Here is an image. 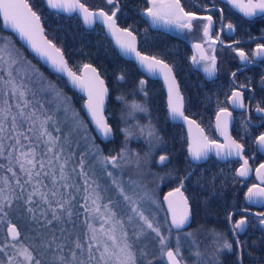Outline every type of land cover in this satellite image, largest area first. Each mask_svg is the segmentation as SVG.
Returning <instances> with one entry per match:
<instances>
[{
  "label": "snow or ice",
  "instance_id": "snow-or-ice-1",
  "mask_svg": "<svg viewBox=\"0 0 264 264\" xmlns=\"http://www.w3.org/2000/svg\"><path fill=\"white\" fill-rule=\"evenodd\" d=\"M106 2L113 5L110 14L103 9L95 12L90 11L83 3H80V0H46L47 6L51 9L66 12L79 11L83 15L85 24H90L96 17L101 18L108 31L116 38L122 52L134 54L142 67L152 74L159 73L163 77L168 89L167 106L171 117L173 119L180 118L189 125L188 152L194 161L206 159L213 148L216 149L217 156H221V150H225L223 158L226 159L235 154L244 160L236 175L247 177L250 168L248 160L244 159L242 155L244 147L232 139L226 131L231 113L222 108L217 114L216 127L224 135L226 144L221 145L214 140L210 141L207 136L203 135V129L184 113L183 97L175 77L172 75V67L157 56L142 55L136 48V37L133 32L117 25V12L120 10L117 0H106ZM227 2L233 7L239 8L245 16L264 14V0H247L246 3L243 0H227ZM148 4L151 6L145 9L144 14L151 18L153 24L162 23L165 26H175L177 29L191 31L193 21H205L201 27L206 38L205 43L209 44L211 52H215L212 45L217 42L223 43L220 41L219 34L213 35L212 33L213 16L211 14L200 16L194 12L185 11L181 0H148ZM205 11L211 12V9L205 8ZM0 17L3 18L5 28H11L16 32L38 57L46 60L55 71L66 73L72 83L87 94L86 108L91 119L96 129L105 138H108L113 131L104 115V101L108 89L96 68L89 64L83 65V75H78L69 68L62 50L45 35L41 16L33 9L29 0H0ZM227 28L230 31L235 30L231 23L227 24ZM0 39L7 41L9 38ZM237 43L239 42L237 41ZM193 47L200 52L199 60L195 56L192 58L193 63L199 64L200 61H205L204 72L209 77L213 76L216 72L215 55L206 54L207 50L201 44H195ZM7 49V44L3 49H0V62L6 65V67H0V73L7 76L5 79L4 75H0V85H2L0 94L5 97L0 103V226H6V235L0 239V254H2L0 264H138V256L133 243L129 241L124 221L118 218L117 212L111 206L112 201L101 204L103 198L97 191L99 185L95 180H89L87 172L84 171L83 159L79 162L81 170L78 176L84 180V195L82 196L84 203L79 207L85 214L86 231L82 234H74L64 227L66 222L74 225L73 216L78 215L74 211L76 205L73 203L76 196L72 192L61 191V189H74L77 194L80 192L81 189L72 182V174L76 172V169L73 168L69 172V158L62 157V147L57 150L60 138L53 136L47 128L48 120L51 117L42 120L35 111L25 112L28 101L24 99L23 84H16L12 72V68L19 60ZM233 51L242 62L249 60V56L244 50L233 49ZM5 55L8 56V59H5ZM253 55L257 58H264V44H257ZM31 67L38 75H43L39 73L38 69H35V66ZM232 75L235 77L236 73L233 72ZM118 79L124 80L125 77L121 75ZM139 84L142 90L145 81L140 80ZM9 94L13 98L18 97L22 102L16 103L15 107L18 111L15 114L12 111L13 106L8 101ZM229 102L235 107L243 108L245 106L243 93L233 91ZM129 107L130 114L146 111L142 104L135 102ZM256 111L264 112V108L258 105ZM24 123L28 124L27 132L32 133L31 136L26 134ZM193 126L198 132L196 137H191ZM57 131H59L58 128ZM141 131L143 132L144 129ZM125 132L127 136V130ZM148 135L153 136L155 133L149 130ZM24 141L29 143H24ZM255 142L264 150V133L257 136ZM41 144H43L42 150H40ZM123 159V150L116 156L104 157L105 171H107L109 163L113 168L120 167L119 161ZM167 159L166 155H161L159 163L163 164ZM256 173L261 185H264V163L260 164ZM108 176H113V173L109 171ZM46 179L50 183H46ZM112 182L119 189L124 201L129 202L131 211L135 214V216L128 217L129 223L136 219L139 221L135 225L137 228L134 233L136 239L148 237L150 233L154 234L151 239L155 240L158 245V253L148 259L147 264H155L156 260L161 261V264H184L179 243L180 230L189 224L191 210L188 199L181 191L183 182L180 187L170 191L164 197L171 216L170 223L166 222L164 226L156 221L155 216L146 215L139 207L138 201L127 195L124 188L115 179ZM245 198L249 202L254 198L264 200V186L253 184L248 188ZM140 199L151 200L152 198L145 193ZM20 201L26 206L23 210L29 214L30 219L38 226L47 229V234L38 229H32L35 235L25 234L23 239L21 238V232L17 225L9 219L12 212L22 210L21 204L18 203ZM233 215L234 213L229 214L227 219L232 223V232L236 235L245 230L248 220L247 217H241L233 221ZM257 215L261 217L259 223L264 225V212L257 213ZM93 220L101 221L99 227L92 222ZM162 227H166V233L162 231ZM57 228L60 232L59 236L56 235ZM173 229L177 230L175 248L170 246ZM183 235L191 236L192 233L185 232ZM216 237L217 252L224 249L232 250L233 244L222 234L217 233ZM24 241H28V243L25 244ZM235 242L237 246L241 243L238 238ZM196 255L199 256V253L197 252ZM140 256L147 257L148 253L141 250Z\"/></svg>",
  "mask_w": 264,
  "mask_h": 264
},
{
  "label": "trees",
  "instance_id": "trees-1",
  "mask_svg": "<svg viewBox=\"0 0 264 264\" xmlns=\"http://www.w3.org/2000/svg\"><path fill=\"white\" fill-rule=\"evenodd\" d=\"M29 3L41 16L47 37L62 50L71 69L76 73H80L83 65H94L105 80L110 91L106 118L113 129L114 135L111 141L102 142L95 135L84 114V98L70 89L62 77L51 73L32 56L12 33L4 31L0 20V38H9L7 41L0 39V49H3L5 44H7V50L12 52L13 56L19 60L12 68V72L16 84H23V90L25 91L24 99L28 101L25 112L30 113L35 111L36 115L42 120L51 117L48 120L47 128L53 136L60 138L57 150H59V147H62V157L69 158L68 171L71 172L73 168L76 169V172L72 174V182L81 189L80 192L77 194L74 189H61V191L72 192L76 196V200L73 203L76 205L74 211L78 215L73 216L74 225L66 222L64 227L74 234H82L86 231L84 225L85 214L83 209L79 207L80 204L84 203L82 199L84 195V180L78 176L81 170L79 167L81 159L84 160V171L87 172L88 178L90 176L88 173L89 169H95L93 178H89V180H95L96 184L99 185L97 191L100 192L103 198L101 204L112 201L111 206L117 212L118 218L123 221L128 220L129 216H135L131 211L129 202L124 201L119 193V189L112 182L115 179L124 188L125 193L130 195L132 193L125 186L124 182L127 177H122L120 175L121 172L111 169L110 163L107 164V171H105L103 163L104 157L116 156L122 150L124 152V159L119 161V163L127 167V169L130 168L138 173L139 176H135L143 184L144 189L153 195L156 201V207L154 208L151 201H148L149 203L144 201L147 213L151 217L155 216V218H158L159 221L157 222L162 226L166 222L170 223L162 197L163 193L172 187L167 186L168 183H176L175 174L178 171L175 172V169L170 168H174L176 153L185 154L186 139L183 128L170 123L167 118L166 95L162 83L147 78L139 71L134 62L123 59L101 27L87 30L82 26L77 17H66L49 11L43 5L42 0H29ZM143 4L144 0H136L135 5H131L127 0L126 9H124L120 19L124 21L130 17V21L128 23L119 21V24L131 29L138 36L139 49L142 53L157 56L173 68L185 96L187 115H193L196 108L205 111L206 102L202 99L198 101L196 99L197 90L193 89L198 88L201 83L200 76L193 71L190 64V46L180 37L150 29L139 14V10L142 9ZM9 43L13 48H10ZM20 57L23 58L21 59ZM28 62L31 63L29 64ZM25 65L30 67L28 68L29 71L24 68L26 67ZM31 66H35V69H38L39 73L43 75H38ZM0 67H6V65L0 62ZM0 75H4V78L7 79L4 73H0ZM121 75L125 77L124 80L118 79ZM140 80L145 81L142 90L139 84ZM47 84L52 89H49L46 86ZM0 89H2V85H0ZM42 90H46L47 97L45 96L44 98L47 99L48 103L42 97ZM51 92H56L59 97L53 96ZM4 98L0 94V103L3 102ZM8 101L13 106L12 111L15 114L18 111L15 105L21 101H19L18 97H11L10 94ZM133 102L142 104L146 111L130 114L129 106ZM198 103H202V105ZM64 107L67 110L61 115L62 124L56 126L53 124L52 118L57 116L59 113L58 109ZM76 118L80 120V124L74 127L72 123ZM27 128L28 124L24 123L26 134L31 136L32 133H28ZM57 128L59 131H57ZM141 129H144V131L142 132ZM125 130L128 132L127 136ZM149 130L153 131L155 135L149 136ZM65 138L69 140L67 146L64 141ZM24 143L29 142L24 141ZM161 155L168 157L167 165L159 163ZM163 166L167 167V169H161ZM203 167L199 168L197 172L196 182L206 183L211 180L208 174L206 175V171L202 169ZM109 171L113 173V176H108ZM4 174L10 175L9 173ZM212 181L215 180L213 179ZM45 182L50 183L47 179ZM190 182L191 180L188 179L184 190L193 209V216L189 226L180 230L179 241L180 248L184 249L187 254L195 249L193 240H196L199 242V245L204 247L206 245L210 246L213 239L214 241L217 240V237L216 239L214 237L217 233L211 234V232L219 233V231L224 230L225 226L223 227L222 225L225 221L223 219L227 215L226 210H223L217 200L205 195V186H202L201 190L196 194ZM142 194L144 195L145 192ZM18 203L21 204L22 210L12 212L9 219L17 225L21 232V238L23 239L25 234L35 235L32 229H38L47 234V229L38 226L36 222L30 219L29 214L23 210L26 207L23 205V202L20 201ZM98 221L93 220L92 222L97 226ZM138 223V219L132 223L128 221V227L126 228L128 236H134V233L137 231L135 225ZM162 231L166 233V227H162ZM185 232H190L192 235L185 236L183 235ZM4 235H6V226H0V239ZM56 235H60L58 228ZM153 235L150 233L148 237H142L141 239H144L143 245L141 247H134L138 256V264H147V260L158 253V245L155 240L151 239ZM176 235L177 230L173 229L172 236L170 237V246L173 248H175L177 242ZM24 243L27 244L28 241H24ZM257 248L262 250L259 247ZM141 250L148 253V256H140ZM232 253V250L230 253L220 251L219 254L217 252L221 260L220 264H238L236 250L234 251V255ZM259 255L264 256V252L262 251ZM196 256L194 252L184 256L186 264H205L203 258L197 260L195 259ZM228 256H230L229 259ZM244 263H246L245 257ZM155 264H161V261L156 260Z\"/></svg>",
  "mask_w": 264,
  "mask_h": 264
},
{
  "label": "flooded vegetation",
  "instance_id": "flooded-vegetation-1",
  "mask_svg": "<svg viewBox=\"0 0 264 264\" xmlns=\"http://www.w3.org/2000/svg\"><path fill=\"white\" fill-rule=\"evenodd\" d=\"M80 1L90 10L98 11L103 9L109 12V14L113 10V5L107 4L106 0ZM128 1L131 5H135L136 0ZM117 2L120 9L117 12V22L119 24V21H121L120 16L124 9H126L127 0H117ZM243 2L246 3L247 0H243ZM42 3L46 7L44 0H42ZM181 5L185 8V11L194 12L200 16L209 14L213 16L212 33L213 35L219 34L220 41L223 42H217L216 44L212 45V47L215 48L214 53L209 49V44L205 43L206 38L204 35H201V41L191 44L181 35L152 27L148 22V16L146 17L144 15L145 9L150 7L148 0H144V4L142 9L139 10V14L150 29L175 35L188 43L191 50L190 64L193 68V71L200 76L201 83L198 88L193 89L197 90L196 99H198V101L199 99H202L204 102H206V109L205 111H202L200 108H196L194 114L190 116L187 115L185 110V114L189 118L195 120L203 128L210 141L214 140L217 143L223 145L225 144V137L216 128V120L220 109H227L231 113V117L229 118L226 129L227 134L231 136L232 139L243 145L244 151L242 155L244 159L248 160L250 171L247 177H239L236 175L237 170L241 167V165H243L244 160L240 157H237L235 154L232 155L235 158H229V160L223 162L218 160L213 155H210L207 161L202 164H196L192 162L188 155V141L185 128L180 124H174L183 128L186 139V150L184 151V155H181L180 153L175 154L176 158L174 162V168L170 169H175V172L178 171L176 172L177 174H175L176 183H168L167 186L172 187L170 190H167L163 193V202L165 205L164 197L170 191H174L176 188L180 187L181 182H183V188L181 191L187 198L184 189L187 185L188 179L191 180L190 183L196 194L201 190L202 186H205V195L217 200L222 206L223 210H226L227 212V215L224 217L226 220L223 219L225 221L222 225L223 227L225 226L224 230L219 231V233L222 234L223 237H226V239L233 244L232 255H234V251L236 250L238 264H264V256L259 255L262 253V251L264 252V229H262L259 223L261 217L257 215V213L264 212V200L254 198L251 202H249L245 198L248 188L253 184L264 186L261 185V181L257 177L256 173V169L260 166V164L264 163V150H262L255 142L256 137L261 133H264V112L258 113L256 111V107L258 105L261 108H264V58H257L253 55L257 44H264V14L258 13L257 15L251 17L245 16L236 10L231 4H229L227 0H181ZM205 8L211 9V12L205 11ZM221 10L223 12L222 15ZM74 16L77 17V15ZM129 21L130 17L121 22L128 23ZM195 21H197L199 24L205 23V21L201 20ZM229 23L233 25L235 29L234 31H230L227 28V24ZM119 26L122 28H127L121 26L120 24ZM97 27L101 26L96 24L93 29ZM101 28L104 30L103 27ZM237 41L239 43H237ZM195 44H201L203 48L207 50L206 54L215 55L216 72L213 76L209 77L208 74L204 72V70L193 63L192 58L196 56L199 59L200 55L194 50L193 46ZM229 45H231V47H228ZM233 49L244 50L246 54H248L249 60L242 62ZM233 72L236 73L235 77L232 75ZM233 91H240L243 93L245 105L243 108L235 107L229 102V98ZM198 104L202 105V103ZM167 164L168 159L162 165ZM203 165L206 166L203 167ZM201 167H203L202 169L206 171V175L208 174V177L211 179L209 182L199 183L195 181L197 172ZM161 169H167V167L163 166ZM213 179L215 181H212ZM188 202L192 219L193 209L191 208L189 200ZM244 209H247V211H244ZM233 213V221L238 220L241 217H247L248 220L245 230L243 232L237 233L236 235H234L232 232V223L227 219L229 214ZM214 233L218 232H211V234ZM214 237L216 239V236ZM237 238L241 242L239 246H237L235 242ZM216 241L217 240L214 241L213 239V242L210 246H205V250H209L212 253L213 250L217 251ZM197 244L199 245V243ZM194 246L195 249L198 248V246L195 245V242ZM257 247L261 248L262 250L258 249ZM221 252L230 253V251L227 249H224ZM244 257L246 258V263H244ZM229 258L230 256H228V259ZM217 260L218 264H220L221 260L219 257H217Z\"/></svg>",
  "mask_w": 264,
  "mask_h": 264
},
{
  "label": "water",
  "instance_id": "water-1",
  "mask_svg": "<svg viewBox=\"0 0 264 264\" xmlns=\"http://www.w3.org/2000/svg\"><path fill=\"white\" fill-rule=\"evenodd\" d=\"M44 3H45V5H46V7H47L50 11L56 12V13H58V14L65 15V16H68V17H70V16H74V15H77V17H78L79 20L81 21L82 25H83L87 30H92V29L95 27L96 24H98V25H100L101 27H103L106 36H107L108 39L112 42L114 48L116 49V51L119 53V55H120L123 59L134 62V63L136 64V66L138 67L139 71H140L142 74H144L147 78H149V79H151V80L160 81V82L162 83V85H163V89H164V91H165V95H166V105H167V103H168V89H167V85H166L165 82H164L163 77H162L159 73L152 74V73H150L146 68L142 67V66L140 65V63L138 62V60L135 58L134 54H125L124 52H122L121 49H120V47L118 46V44H117V42H116V38H115L114 36L111 35V33L108 31L107 27H106V26L104 25V23L102 22V19H101V18L96 17V18H95L90 24H85V22H84V18H83V15H82L79 11H75V12H66V11H63V10L51 9V8H49V7L47 6L46 0H44ZM80 3H82V2L80 1ZM150 6H151V5H150ZM234 8H235L236 10H238L240 13H242V14L244 15V13H243L239 8H237V7H234ZM88 9H89V8H88ZM89 10H90V9H89ZM90 11H94V12H95V10H90ZM98 11H99V10H98ZM144 15H145V14H144ZM145 16L147 17V15H145ZM0 20H1L2 28H3L4 31L9 32V33H12V34L17 38V40H18V41H19V42H20V43H21V44L27 49V51H28L32 56H34V57H35V58H36V59H37L42 65H44V66H45V67H46L51 73H53V74H55V75H58V76L62 77V78L66 81V83H67V85L69 86L70 89H72L73 91L77 92L79 95H81V96L84 98V102H83V111H84V114H85V116H86V118H87L89 124L91 125V127H92V129H93L95 135H96V136H97L102 142H109V141H111V140L113 139V135H114L113 131H112L111 135H110L108 138H105V137H104V136H103V135H102V134L96 129V126H95V124L93 123V121H92V119H91V116H90V114H89V112H88V110H87V108H86V103H87V100H88L87 94H86L84 91H82L79 87L75 86V85L72 83L71 79L69 78V76H68L66 73H61V72H57V71H55V70L51 67V65H50L46 60H43V59H41L40 57H38V56H37V55L31 50V48L28 46V44H27L25 41H23V40L20 39L19 35H18L16 32H14L11 28H5L4 25H3V18H2V17H0ZM41 24H42V26H43V28H44V30H45V27H44V25H43V23H42V20H41ZM117 25L119 26L118 22H117ZM119 27H120V26H119ZM120 28H122V27H120ZM122 29H123V28H122ZM45 35H46V33H45ZM133 35L136 37V41H135L136 48H137V50H138L139 52H141L140 49H139V39H138L137 35H136L134 32H133ZM46 36H47V35H46ZM194 50H195V52H198V53L200 54V52H199L198 49L194 48ZM63 54H64V53H63ZM141 54H142V55H147V54H144V53H142V52H141ZM148 56H150V55H148ZM64 58H65V60L67 61L65 55H64ZM164 62H165V61H164ZM67 64H68V66H69L68 61H67ZM167 64H168V63H167ZM89 65H91L92 67L96 68V67H95L94 65H92V64H89ZM69 68H71V67L69 66ZM96 70H97V69H96ZM73 71H74V70H73ZM74 72H75V71H74ZM97 72H98V70H97ZM98 73H99V72H98ZM77 74H78V75H83V74H84V73H83V68H82L81 72H80V73H77ZM99 75H100V74H99ZM172 75L175 77L176 83H177L178 86H179L180 94H181L182 97H183V105H184V113H185V100H184V96H183V94H182V91H181V88H180V85H179V83H178V80H177V77H176V75H175L174 70L172 71ZM100 77H101V75H100ZM101 79H103V78L101 77ZM103 80H104V79H103ZM104 83H105V87L108 89L107 96L105 97V101H104V115H105V117H106V110H107V106H108V101H109L110 91H109V88H108V86H107L105 80H104ZM167 113H168V119H169V121H170L171 123H173V124H180V125H182V126L185 128V131H186V133H187L188 147H189V143H190L189 125H188L187 123H185V121L182 120V119H180V118L173 119V118L171 117L169 111H168V106H167ZM185 115H186V114H185ZM106 119H107V118H106ZM190 119H191V118H190ZM192 120H193V119H192ZM194 121H195V120H194ZM107 122H108V121H107ZM195 122H196V121H195ZM108 124H109V123H108ZM196 124H198V123L196 122ZM216 124H217V120H216ZM198 125H199V124H198ZM199 127H200L201 129H203L200 125H199ZM216 128H217V127H216ZM112 130H113V129H112ZM203 135L206 136V133H205L204 130H203ZM196 136H198V132H197L195 126H193V128H192V133H191V137H196ZM224 140H225V139H224ZM226 143H227V141L225 140V144H226ZM218 144H219V143H218ZM223 145H224V144H223ZM224 151H225V150H221V156H217V155H216V149L213 148V149L208 153L207 158H206V159H202V160H200V161H194V160L191 158L189 152H188V155H189V158L192 160V162H194V163H196V164H202V163L206 162L207 159H208V157H209L210 155L215 156L218 160H220V161H222V162H223V161H227V160H229V158H235V157H233V156H229V157H227L226 159L223 158V157H224ZM165 205H166V208H167V211H168V205H167L166 202H165ZM168 214H169V218H170V220H171L170 213L168 212ZM190 222H191V216H190L189 224H190ZM189 224H188V225H189ZM188 225H187V226H188ZM260 225H261V224H260ZM187 226H186V227H187ZM261 227H262V229H264V225H261Z\"/></svg>",
  "mask_w": 264,
  "mask_h": 264
},
{
  "label": "rangeland",
  "instance_id": "rangeland-1",
  "mask_svg": "<svg viewBox=\"0 0 264 264\" xmlns=\"http://www.w3.org/2000/svg\"><path fill=\"white\" fill-rule=\"evenodd\" d=\"M148 18V22H149V24L152 26V27H154V28H159V29H163V30H165V31H169V32H172V33H175V34H178V35H181V36H183L184 38H186L191 44H194V43H196V42H198V41H201L202 39H201V35H203V29H202V27H201V25L203 24H199L197 21H194V24H193V28H192V30L191 31H188V30H186V29H177L175 26H165V25H163L162 23H159V24H153V22H152V20H151V18L150 17H147ZM202 33V34H201ZM9 45H10V48H13L12 46H11V44L9 43ZM196 57V56H195ZM5 59H8V57H7V55H5ZM198 59V58H197ZM199 60V59H198ZM205 61H200V63L199 64H196L199 68H201L202 70L204 69V66H205ZM26 67H24L27 71H29L28 70V68H30L29 66H27V65H25ZM46 86H48L49 87V89H52L51 87H50V85H46ZM53 92H51V94H52ZM42 97H43V99H44V101H46L47 103H48V101H47V99H45L44 97L46 96V90H42ZM53 96H55V97H59L58 96V94L55 92V93H53L52 94ZM47 97V96H46ZM50 98V97H49ZM59 110V113L57 114V116H54L53 118H52V120H53V124L54 125H56V126H59V125H61L62 124V121H61V115L67 110V108L66 107H64V108H62V109H58ZM78 124H80V120L78 119V118H76L74 121H73V123H72V126H77ZM65 143H66V146L68 145V142H69V140L67 139V138H65ZM60 148V147H59ZM43 149V145L41 144V150ZM63 155V154H62ZM120 164V167H118V168H113L112 167V165H111V169H116V170H118L119 172H121V176L122 177H127V179H125L124 180V182H125V186L127 187V188H129V191L132 193V194H130L129 196H132L133 197V199H136L137 201H138V204H139V207L141 208V210H143L144 212H145V214L146 215H148L149 217H151V215L149 214V213H147V210H146V207H145V205H144V201L145 202H148V201H151V203H152V206H153V208L154 207H156L155 205H156V201L154 200V197H153V195L150 193V192H148L146 189H144V186H143V184L140 182V180L139 179H137V177L136 176H139L138 175V173H136V172H134L133 170H131L130 168H128L127 169V167H125L124 165L122 166V164L121 163H119ZM133 171V172H132ZM88 173H89V178H93V176H94V174H95V169H89V171H88ZM136 175V176H135ZM149 190V189H148ZM151 190V189H150ZM143 192H145V193H147L149 196H151V200H148V199H140V197H142L143 196ZM128 195V194H127ZM153 201H155V203H153ZM149 203V202H148ZM153 208H152V210H153ZM154 215H158V214H154ZM156 219V221H159L158 220V218H155ZM98 224H97V226L99 227V224L101 223V221H98L97 222ZM128 220H124V228H125V230H126V228L128 227ZM105 227H108V225H105ZM129 237V241L131 242V243H133V245H134V247H137V246H142L143 244V242H144V239H139V240H137L136 239V236L134 235V236H128ZM194 242H195V245L196 246H198V248L195 250L194 249V251H191V252H194V254L196 255V253L198 252H200L199 253V256H196V258L195 259H197V260H199V259H202L203 258V261H204V263L205 264H218V260H217V257H218V255L217 254H214V253H217V251H213V253L211 252V251H209V250H205V247L204 246H202V245H198L197 243H199V242H197V241H195V240H193V244H194ZM195 247V246H194ZM200 248V249H199ZM181 249V256L183 257V262H184V264H186V261H185V258H184V256H187V255H190V253L191 252H188V254L187 253H185V250L184 249H182V248H180ZM199 249V250H198ZM201 257V258H200Z\"/></svg>",
  "mask_w": 264,
  "mask_h": 264
}]
</instances>
